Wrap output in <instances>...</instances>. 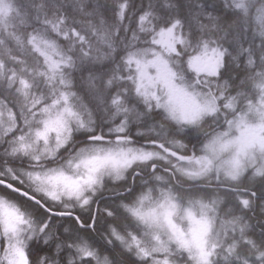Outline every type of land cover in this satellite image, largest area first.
<instances>
[{"label": "snow or ice", "instance_id": "snow-or-ice-1", "mask_svg": "<svg viewBox=\"0 0 264 264\" xmlns=\"http://www.w3.org/2000/svg\"><path fill=\"white\" fill-rule=\"evenodd\" d=\"M0 264H264V0H0Z\"/></svg>", "mask_w": 264, "mask_h": 264}, {"label": "trees", "instance_id": "trees-1", "mask_svg": "<svg viewBox=\"0 0 264 264\" xmlns=\"http://www.w3.org/2000/svg\"><path fill=\"white\" fill-rule=\"evenodd\" d=\"M206 4L213 3V0H205Z\"/></svg>", "mask_w": 264, "mask_h": 264}, {"label": "rangeland", "instance_id": "rangeland-1", "mask_svg": "<svg viewBox=\"0 0 264 264\" xmlns=\"http://www.w3.org/2000/svg\"><path fill=\"white\" fill-rule=\"evenodd\" d=\"M250 122L255 123L256 121H255V119H251Z\"/></svg>", "mask_w": 264, "mask_h": 264}]
</instances>
